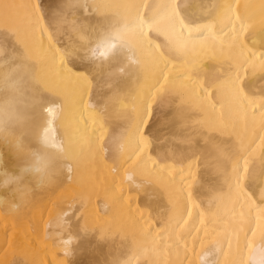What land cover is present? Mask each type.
<instances>
[{
	"label": "bare ground",
	"instance_id": "6f19581e",
	"mask_svg": "<svg viewBox=\"0 0 264 264\" xmlns=\"http://www.w3.org/2000/svg\"><path fill=\"white\" fill-rule=\"evenodd\" d=\"M0 264H264V0H0Z\"/></svg>",
	"mask_w": 264,
	"mask_h": 264
}]
</instances>
